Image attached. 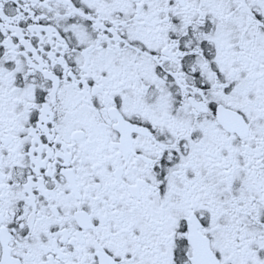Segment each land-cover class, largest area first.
Wrapping results in <instances>:
<instances>
[{"label":"snow or ice","instance_id":"1","mask_svg":"<svg viewBox=\"0 0 264 264\" xmlns=\"http://www.w3.org/2000/svg\"><path fill=\"white\" fill-rule=\"evenodd\" d=\"M0 264H264V0H0Z\"/></svg>","mask_w":264,"mask_h":264}]
</instances>
